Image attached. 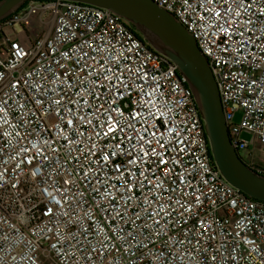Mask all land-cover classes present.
Segmentation results:
<instances>
[{"label":"built area","instance_id":"2783aa9c","mask_svg":"<svg viewBox=\"0 0 264 264\" xmlns=\"http://www.w3.org/2000/svg\"><path fill=\"white\" fill-rule=\"evenodd\" d=\"M152 1L181 23L195 40L198 50L206 57L218 90L230 144L238 158L250 170L264 176V35L255 47L249 42L247 52L244 51V44L239 45V53L235 48L230 52H221V47L227 46L224 44V37L214 39L204 31L199 21V10L190 11L184 0ZM188 3L194 4L195 0H188ZM254 24L259 32L264 33V19L255 20ZM251 30L250 26L249 31ZM233 39L238 40L239 37ZM84 41H91L95 47H89ZM228 44H232V40H228ZM20 50L26 55H16ZM84 52L88 53V57L83 56ZM109 54L114 58L119 57L112 67L114 70L120 69L121 79L128 84L127 88L119 85L118 91L123 93L119 97L115 95L117 90L105 93V89L111 85L99 77H87L83 84L77 83L78 78L93 71L98 67L96 62L102 61ZM92 56L95 61L89 59ZM78 57L79 65L76 64ZM225 60L229 63H225ZM85 64L92 67H84ZM81 67H84L83 72ZM138 70L141 74H146V79L137 78ZM65 73L70 75L65 76ZM0 75L3 76L0 84L5 85L0 90V99L6 101L0 103V108L5 109L0 112V117L9 122L5 125L0 121V131L12 133L6 140L3 137L0 140H10L12 145L20 140L31 148L34 142L42 144L43 141L52 139L56 141L54 146L60 149L63 161L64 156H67V149L64 147L67 142L62 139L63 133L61 136L55 135L56 130L52 128L51 121L42 115L47 103L40 106L35 104L37 99L42 98L36 91L37 85H41L48 96L58 94L56 98H59L65 95V87L71 82L73 87L67 90V95L76 100L78 97L74 94L88 86L94 78L104 84V88L97 89L103 97L99 103L107 105L115 99L113 107L119 108L124 114L121 124H126L137 112L141 113L138 120L131 122L141 135L145 134L147 128L145 138H151L152 143L146 145V148L157 147L160 150L156 144L157 139L164 142L166 148L168 141L175 143L173 137L183 140L176 151L170 148L164 157L171 158L164 169L171 167L174 171L169 172L167 177L163 176V170L156 172L164 180V189L160 190L161 199L158 203L170 205V215L164 216L159 224L148 220L130 247L128 243L117 239L123 233L115 231L113 226L116 220L109 224L106 219L108 213L113 211L109 201H102L99 193L90 192L89 189L97 179L102 183L107 181L100 191L103 192L105 188L112 191L116 199L111 203L123 211V201L120 200L121 180L117 179L118 173L114 166H120L125 179L130 175L125 169L130 168L141 179L144 177L140 173L144 171L148 179L156 183L150 174V170L155 168L152 158L145 157L148 163L129 165L127 161L136 153L133 152L131 156L118 153L114 160L109 161L104 171H99L95 176L89 173L92 177L91 184L87 180H81L87 169L99 168L96 163L102 155L99 149L105 143H117L122 134L117 132L115 140L105 137L96 142V137L92 136V125H81L78 132L74 133L67 129L66 119L72 113H66L65 109L72 108L75 111L77 105L63 100L61 105H54L66 116L64 121L59 118L57 121L68 132L70 139H76L79 132L84 133V136L79 137L78 143L71 146V158L64 162V167L76 177L77 183L73 186V191L83 192L85 195L83 202L75 209L68 208V204L72 202L69 200L65 203L64 210L79 217H84L85 212L89 213L91 219H85L82 225L88 228L84 235L97 247V241H103L109 249H119L111 256L105 251L108 264H156L155 258L160 253L164 254L160 264H180L177 252L185 254L183 264H264V202L247 197L224 180L211 159L202 120L185 79L172 61L154 51L122 18L108 10L73 1H28L17 12L0 21ZM254 80L256 83H253ZM16 82H19L18 87L13 89L11 84ZM113 82L119 84L118 81ZM153 88L157 90L151 97L156 105L152 108L156 118L148 115L149 104L145 103L150 99L146 93L152 92ZM48 89L52 91H47ZM84 99L93 105L97 103L91 96H85ZM164 103H168L169 107L163 108ZM20 105L24 107L21 108ZM157 108H162L163 117ZM114 116H119V113H114ZM28 121L32 123H27ZM93 123L97 121L94 120ZM169 128H174L175 131L169 133ZM16 132L20 135L16 136ZM153 132L156 133L155 137L151 136ZM128 133L131 134V129H128ZM88 136H92V141L86 139ZM92 142L97 143L95 157L87 150ZM135 143L134 136L132 141H125L122 147L127 148L129 144ZM77 147L84 149L79 154L80 159L75 162L79 164L83 161V167L80 168L73 164ZM180 149L183 150L179 151ZM4 151L7 152V149ZM11 155L16 156V151H12ZM27 156H34V151L28 152ZM7 158L5 155L4 159ZM14 164L15 161H10L5 165L9 168L5 178L14 182L18 175L23 193L16 190V195L9 201L8 193L13 191L9 186L0 201V217H9L0 224V257H3L0 264H45L49 261L51 264H58V261L60 264H69L59 254L54 255L57 250L50 245L58 240V248L66 245L68 240L65 234L69 232V228L72 233H76L72 243L83 240L84 237L77 231V225L71 222L68 226L59 228L60 237L55 235L56 217L61 209L57 205H48L47 198L40 192L41 188L46 187L44 180L49 173L53 175V179H57L56 170L37 158L31 165H22V172L14 174ZM34 171L37 172L35 177L32 176ZM66 175L65 173V177L60 179L66 178ZM181 179L183 183H180ZM173 180L176 183H172ZM113 184L116 185L115 189L111 187ZM55 186L61 189L67 187L62 183ZM172 189L176 191L172 192ZM48 190L52 191L51 188ZM135 195L142 201L145 196L150 200L157 197L155 191L148 187L139 190V186ZM19 196L22 198L18 199ZM57 198H62V192L57 194ZM176 200L184 207L175 203ZM47 206L53 207L51 218L44 215ZM129 206L136 211L139 207H144L143 204L137 207L133 202H129ZM105 208L108 213L102 211ZM41 228L44 229L43 232L40 231ZM96 229H99V235ZM130 230L131 226L125 229ZM109 236L112 238L108 239ZM74 251L69 250L70 254ZM12 256L16 257L15 261L10 259ZM172 256L176 257L175 261L171 259ZM212 256H216V261L210 260ZM79 264H84V261L81 260Z\"/></svg>","mask_w":264,"mask_h":264},{"label":"snow or ice","instance_id":"6c2138e0","mask_svg":"<svg viewBox=\"0 0 264 264\" xmlns=\"http://www.w3.org/2000/svg\"><path fill=\"white\" fill-rule=\"evenodd\" d=\"M186 4H188V8L192 12H196L199 10V21L204 29V31L210 34L214 39H218L220 36L224 37V44L227 45L226 47H221V52H230L233 51L235 48L237 53H239V45L244 44V51H249L247 45L249 42L253 44L255 47L257 42H261V36L264 33L259 32L255 28V20L264 19V0H195L194 4H189L188 0H184ZM193 19H196L193 16ZM251 26L252 30L249 31V27ZM233 37H239V39H233ZM255 37V40L253 39ZM228 40H232V44H228ZM84 43L88 44L89 47H95L92 45L91 41H84ZM14 47H18L14 45ZM23 57L26 55L22 50L16 53ZM83 56L88 57V53L84 52ZM264 58V57H262ZM95 61V57H89ZM119 60V57H113L112 55L106 56L102 61H97L98 67L93 69V71H89L86 73L85 77L78 78L77 83L83 84L84 79L87 77H99L102 81H107L111 86L105 89V93H111L114 90L115 95L117 97L123 95L118 91L119 85H123L125 88L128 87L127 81L122 80L119 72L120 69H113L112 65ZM59 63V62H57ZM225 63H229V61L225 60ZM76 64H80V58L76 59ZM84 67L91 68V65L85 64ZM84 67H81V71H84ZM129 70L130 69H126ZM31 75V73H29ZM65 76L70 75V73H65ZM138 79L144 80L146 79V74H141L139 70L136 73ZM58 78V77H57ZM0 79H3V76L0 75ZM100 80L92 79L88 86L81 89L80 92L75 93L78 99L73 100L72 96L67 95V90L73 87V84L69 82L65 87V95L56 98L54 96H48L46 91L43 89L41 85H37L36 91L42 97L41 99H37L35 104L37 106L45 105L47 103V107L42 115L46 116L49 121H51V126L55 129V135L61 136L63 133L62 139L65 140L67 143L64 147L67 149V156H64L63 161L61 160L60 149L55 147L56 144L55 140L49 139L43 141V143L34 142L32 143L31 148H29L26 144H22L20 140L16 141L15 145L11 144L10 140H6L7 137L11 136L12 133L8 131H0V137L5 138V140H0V201H2L5 195V189L10 186L13 190L12 192L8 193L9 201H11V197L16 195V190L19 189L21 193H23V189L20 188V179L19 176L16 175L15 181L6 179V174L9 172V168L5 167V165L9 164L10 161H15L14 167H12V172L15 174L18 171L22 172L23 168L22 165L28 164L31 165L34 159L40 158L43 161L47 162L50 168L55 169V176L57 179H53V175L49 173V175L44 180L46 187L41 188L40 192L44 195L48 200V205H57L61 209L59 215L56 217V232L55 235L57 237L61 236L59 232L60 227L68 226L69 223H75L77 225V231L84 237L83 240L76 241L72 243L75 239L76 233H72L71 229L69 228V232L65 234V238L68 240L66 245L60 246L58 248L59 240L56 243L50 245V247L54 250H57L54 255L59 254L62 260H67L69 264H79L81 260L84 261V264H108V257H105V251H108L109 256L113 253L119 251V249L113 247L109 249V246L103 241H97L99 247L96 244L92 243V240L89 239L84 234L88 232L87 227H82L84 220L91 219L89 213L85 212L84 217L74 216L71 212L64 210L65 203L69 200L72 201L68 204V208L75 209L80 203L83 202L84 193L74 192L73 186L76 185V177L72 171H69L67 168L64 167V162H66L69 158H71V153L73 151L72 145L77 144L79 141L80 136H84V133L79 132L76 139H70L68 132L61 128L57 118L60 121H64L66 119L65 115H62L60 111L54 107V105H61V101L63 100L65 103L71 102L74 105H77L75 111L72 108H66V113H72L71 117L66 119L67 129L71 130L74 133L78 132V129L81 125H92V136L96 137V142L104 140L107 137L109 140L116 139V133L119 132L122 135L119 137V141L114 144H107L105 143L99 151L102 153L100 159L96 161L99 168L97 170H93L92 168L87 169L81 180H87L89 184L92 183V177L89 176V173H93V176L97 175L99 171H104L109 163V161L114 160V158L119 154H127L129 156L132 155L133 152L136 153L132 159L128 160L127 163L129 165L135 164H144L148 163L145 160V157H150L151 162L155 164V168L150 170V174L155 178L156 183H153L152 180L148 179V176L145 175L144 171H141L140 175L144 177L141 179L138 177L134 172L131 171L130 168L125 169L130 175L128 179L124 178V172L121 171L119 165H115V171L118 173L117 179L121 180L120 189H122L120 200L123 201L121 207L123 211H120L119 208L115 204H112L111 201L115 200L116 197L113 195V192L105 188L103 192L100 191V188L105 187V182H101V180L97 179L95 184H92V187L89 189L90 192L99 193L101 196V200H108L109 206L113 209L111 213H108V209H102L105 213H108L106 219H108V223L111 224L112 220H116V224L113 226L116 232L123 233L122 236H118L117 239L123 240L125 243H128L131 247V244L135 242V236L138 232L144 227L148 220H153L156 224L160 223V220L164 218L166 215H170L168 212V208L170 205L165 203H158L161 199L160 190L164 189V180L160 178V176L156 175V172L159 170H163L162 174L164 177L168 176L169 172H173L174 169L168 167L164 169V166L169 163V159H165L166 153L171 148L173 151H176L177 146L179 144H183L182 139H176L173 137V141H168V147H165V143L161 142L159 139L156 140L157 147H148L146 145H151L152 140L151 138L146 139L145 136L147 135V128H145V134L141 135L135 125L131 122L133 120H138L141 117V113L137 112L135 115L131 116L129 121L126 124H121L120 120L123 119L124 114L123 112L117 108L113 107L115 104V99L108 102L107 105L103 103H99L101 101L102 94L97 91V89L104 88V84L100 82ZM113 80L118 81L119 84L113 82ZM27 83V81H25ZM55 83V81H53ZM253 83H256L254 80ZM19 82L12 83L11 87L16 89L18 87ZM135 86V85H134ZM5 85L0 84V90H2ZM47 91H52L48 89ZM157 90L153 88L152 92L146 93L150 99L145 101V103L149 104V112L148 115L150 117L156 118L155 112L152 111L153 107H156L155 101L151 99L153 92ZM85 96H91L92 99L96 100L97 103L93 105L90 103L89 100L84 99ZM0 103H6L0 99ZM21 108L24 105H20ZM169 104L164 103L163 108H168ZM85 109H89L90 111H85ZM5 109L0 108V112H3ZM157 111H160L161 117L164 116V112L162 108H157ZM114 113H119V116H114ZM107 114V115H105ZM23 115V113H22ZM103 118V119H102ZM97 121V123H93V121ZM0 121L3 124H8L7 120H4L3 117H0ZM75 121V126H74ZM27 123H32V121H28ZM96 129H99L97 131ZM128 129H131V134L128 133ZM169 133L175 131L174 128L168 129ZM134 134V135H133ZM16 136H19L20 133L16 132ZM92 136L86 137L87 140L92 141ZM135 136L136 143L129 144L127 148H123L122 145L125 141H132ZM152 137L156 136V133L153 132L151 134ZM92 142L90 145L87 146L88 153L95 157L96 156V149L97 143ZM7 149V152L4 150ZM115 149V150H112ZM16 151V156L11 155L12 151ZM180 149L179 151H182ZM34 151V156L28 157L27 153ZM77 156L73 160V164L76 168L83 167V161H80L79 164L75 162L80 159L79 154L84 151L83 148L77 147ZM179 151H177V155H179ZM52 153L53 155H49ZM7 155V159H4V156ZM19 157V159H17ZM87 159V157H85ZM64 179H60L65 177ZM37 172H32V176H36ZM179 176V173H176ZM108 179H111L109 177ZM129 180L131 182H129ZM147 181V184L145 183ZM57 183H62V185H67V187L57 188L55 185ZM172 183H176L175 180ZM180 183H183V180H180ZM99 186V187H98ZM137 186H139V190H143L145 187L150 188V190L155 191L157 193V197L155 200L148 199L147 196L144 197V200H140L139 196L135 195V191L137 190ZM113 189L116 188V185H111ZM51 188L52 191L48 189ZM175 189H172V192H175ZM62 192V198H57V194ZM21 199L22 196L17 197ZM199 199V197H197ZM129 202H133L137 207L143 204L144 207H139V210H133L129 206ZM99 203V202H98ZM175 203L180 204V207H184L179 200H176ZM153 205H156L153 207ZM150 209V210H146ZM190 210V209H187ZM43 211V210H42ZM0 212H2V208H0ZM131 213V215H129ZM23 214L22 212L20 213ZM44 215L49 216L50 218L53 216V207L47 206V210L44 212ZM9 217L2 216L0 217V224H3ZM137 221H142V223L138 224ZM51 222V221H50ZM131 226L130 231H125L127 227ZM208 229L206 228L205 231ZM35 232V229H33ZM40 231H44L43 228ZM48 231H53L52 229H48ZM97 235H99V229H96ZM203 235V233H201ZM112 237L109 236L108 239ZM31 244V242H29ZM182 243V241H181ZM200 241H197L199 244ZM70 249H74V252H69ZM2 250V249H0ZM199 250V249H197ZM177 255L180 256V264H183L185 254L177 252ZM164 258V254L160 253L157 256L156 264H160V260ZM12 261L16 260L15 256L10 258ZM24 259V257H21ZM31 259V257H29ZM171 259L175 261L176 257L172 256ZM3 257H0V262H2ZM211 261H216V256H212L210 258ZM45 264H51V262H45ZM60 264V261H58Z\"/></svg>","mask_w":264,"mask_h":264},{"label":"water","instance_id":"95a60500","mask_svg":"<svg viewBox=\"0 0 264 264\" xmlns=\"http://www.w3.org/2000/svg\"><path fill=\"white\" fill-rule=\"evenodd\" d=\"M28 1L0 0V21ZM108 10L122 18L154 51L172 61L192 93L213 164L230 185L264 202V176L250 170L230 144L215 80L190 33L152 0H65Z\"/></svg>","mask_w":264,"mask_h":264},{"label":"rangeland","instance_id":"374dc122","mask_svg":"<svg viewBox=\"0 0 264 264\" xmlns=\"http://www.w3.org/2000/svg\"><path fill=\"white\" fill-rule=\"evenodd\" d=\"M136 32V31H135ZM137 33V32H136ZM137 35L138 36H140V34L139 33H137ZM141 37V36H140ZM243 137H245V138H247V136L246 135H243Z\"/></svg>","mask_w":264,"mask_h":264}]
</instances>
